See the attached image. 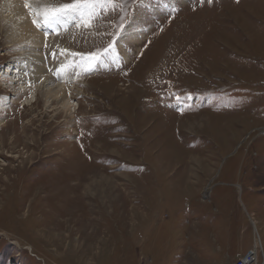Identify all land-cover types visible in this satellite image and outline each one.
<instances>
[{
	"label": "rangeland",
	"instance_id": "rangeland-1",
	"mask_svg": "<svg viewBox=\"0 0 264 264\" xmlns=\"http://www.w3.org/2000/svg\"><path fill=\"white\" fill-rule=\"evenodd\" d=\"M20 1L55 84L12 81L30 45L0 3V264H234L254 247L264 264V0H117L47 37Z\"/></svg>",
	"mask_w": 264,
	"mask_h": 264
},
{
	"label": "bare ground",
	"instance_id": "bare-ground-1",
	"mask_svg": "<svg viewBox=\"0 0 264 264\" xmlns=\"http://www.w3.org/2000/svg\"><path fill=\"white\" fill-rule=\"evenodd\" d=\"M0 3L2 4L4 11H6L10 14H13L11 27H10L9 34H8L10 36V39L13 42L16 40H20L22 42H25L26 44L28 41V44L30 46L27 47V49H29V48L31 49V50L30 49L26 50L24 52L25 54L27 53V55L20 61L21 64L19 63V65H17L13 69H12V66L14 64H12V65L10 64V66H8L7 72L9 74H11L12 81H14L18 84L23 82L22 81L23 80L22 75H24V73L29 72V71L32 72L33 74H35L33 78L35 79L34 81L36 83L35 84L36 88H39V92H41V94H45L44 93V89H45L44 86H46L48 84H52L54 82L49 81L50 77L47 74V70L44 66V62H43L42 58L40 57V55H38V53L36 52L37 46L40 44V42L42 41L41 44L43 43V38H41V41H40V39H38L37 36L39 33L37 34V32L34 30V28L31 25L32 23L30 24L29 20L25 16V14H24L25 10L23 11V9H25V8L23 7L22 1H20V0H0ZM8 13H6V14H8ZM39 79H41V80L39 81ZM37 81H39V82H37ZM46 82H47V84H46ZM58 87H60V89L56 90L55 92H53V91L47 92L46 96L49 97V95H50V97H54L53 99H57L59 101L61 99H65V97H66L65 87H63L61 85ZM33 88H35V87H33ZM29 92H30V90H29ZM51 92H53V93H51ZM25 93L27 94V92H25ZM61 94L62 95L64 94V95L62 96ZM4 101H5V99H4ZM9 102H12V100H10ZM69 107H70V105H69ZM55 194H56V192H55Z\"/></svg>",
	"mask_w": 264,
	"mask_h": 264
},
{
	"label": "snow or ice",
	"instance_id": "snow-or-ice-1",
	"mask_svg": "<svg viewBox=\"0 0 264 264\" xmlns=\"http://www.w3.org/2000/svg\"><path fill=\"white\" fill-rule=\"evenodd\" d=\"M36 6V17L37 19H33V23L36 25L37 28L44 31L45 37L48 36L49 31L55 32L56 35H59V32L56 29L61 26L62 22H67L69 18H72L73 23H77L78 21L83 22L87 16L88 19L94 18L92 15L93 9L95 5L102 4L107 5L111 4L113 7L111 9L105 8V11H120L118 7H116L117 0H73L70 4H50L47 7H41V0H33ZM200 4H203L205 0H199ZM213 0H207V3L211 4ZM120 4H127V3H138V0H119ZM91 6V7H90ZM25 7H28L27 2L25 3ZM176 9L173 8V11ZM41 21V22H38ZM85 27L89 25L87 23L84 24ZM48 45H45L47 49ZM68 53L67 49L60 48L57 46L53 48L50 52L45 54V59L51 57L52 60H56L57 57L63 58L65 54ZM74 57H79L80 59H84V54L80 53H70ZM89 56H94V53L87 54ZM101 63V58L96 56L95 62L91 67L86 69V72L94 71L98 64ZM51 71V69H49ZM58 71V70H57ZM27 75V74H25ZM190 97H182L176 96V100L179 103L182 100H185Z\"/></svg>",
	"mask_w": 264,
	"mask_h": 264
},
{
	"label": "built area",
	"instance_id": "built-area-1",
	"mask_svg": "<svg viewBox=\"0 0 264 264\" xmlns=\"http://www.w3.org/2000/svg\"><path fill=\"white\" fill-rule=\"evenodd\" d=\"M258 258V248L254 247L250 249L246 254L239 256L237 261L234 264H260Z\"/></svg>",
	"mask_w": 264,
	"mask_h": 264
},
{
	"label": "crops",
	"instance_id": "crops-1",
	"mask_svg": "<svg viewBox=\"0 0 264 264\" xmlns=\"http://www.w3.org/2000/svg\"><path fill=\"white\" fill-rule=\"evenodd\" d=\"M248 249H249V248H248ZM250 249H252V248H250ZM250 249H249V250H250ZM249 250H248V251H249ZM248 251H247V252H248ZM263 253H264V252H263ZM237 254H243V253H241V252L239 251V253H237Z\"/></svg>",
	"mask_w": 264,
	"mask_h": 264
}]
</instances>
